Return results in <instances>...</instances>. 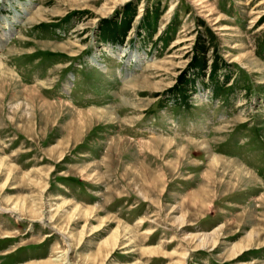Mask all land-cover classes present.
Instances as JSON below:
<instances>
[{
  "label": "rangeland",
  "instance_id": "1",
  "mask_svg": "<svg viewBox=\"0 0 264 264\" xmlns=\"http://www.w3.org/2000/svg\"><path fill=\"white\" fill-rule=\"evenodd\" d=\"M54 259L264 264V0H0V264Z\"/></svg>",
  "mask_w": 264,
  "mask_h": 264
},
{
  "label": "bare ground",
  "instance_id": "2",
  "mask_svg": "<svg viewBox=\"0 0 264 264\" xmlns=\"http://www.w3.org/2000/svg\"><path fill=\"white\" fill-rule=\"evenodd\" d=\"M2 38H3V37H2ZM4 40H5V39H4ZM134 57L137 58V59H138V57H139V56L137 55L136 52L134 53ZM139 60H140V59H139ZM243 170H244V168H243ZM247 173H249V176H250V177H253L252 173H250L249 171H247ZM13 208L17 209L16 206H14ZM64 253H65V252H63L62 255H64ZM53 261L55 262L54 264H59V262H60L59 259H58V260H57V259H54Z\"/></svg>",
  "mask_w": 264,
  "mask_h": 264
}]
</instances>
